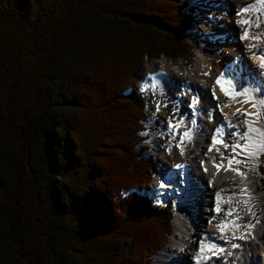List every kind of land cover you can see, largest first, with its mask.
Segmentation results:
<instances>
[{
    "label": "trees",
    "instance_id": "1",
    "mask_svg": "<svg viewBox=\"0 0 264 264\" xmlns=\"http://www.w3.org/2000/svg\"><path fill=\"white\" fill-rule=\"evenodd\" d=\"M194 15L185 0H0V264H152L174 211L149 194L138 76L191 55Z\"/></svg>",
    "mask_w": 264,
    "mask_h": 264
},
{
    "label": "bare ground",
    "instance_id": "2",
    "mask_svg": "<svg viewBox=\"0 0 264 264\" xmlns=\"http://www.w3.org/2000/svg\"><path fill=\"white\" fill-rule=\"evenodd\" d=\"M189 1L190 3L200 5L201 8L206 10L204 15H206L208 20H205L201 28L206 37L209 39V43H205L206 46L204 50L207 53V58H209V60L207 61L205 59V61L204 58H202V55H199L198 63L194 67V70L180 73L177 71L179 69V64H175V61L173 63H168L164 58L161 59L159 63H157L158 65H155L152 68L148 67V69H146L145 73L142 75V79L148 81L147 86L150 85V77L156 76V83H158V87L164 90L170 88L171 86L178 88L177 85H181L182 88H179V90L188 93L190 88L194 86L197 89L196 92H194V96L200 97V94L204 95V98L200 100L195 113L192 114L193 118L196 120L194 131L197 135V137L194 136L193 143H191L193 148L191 150H187L186 148L185 156H181L178 150L175 149V151H173L175 152L174 156L172 155L174 153H171L167 154L164 157L165 159H161V163H164L163 168H165L162 170V175L164 178H160L162 181L159 179L160 183L158 185L159 188L156 189L157 192L164 189L160 187L162 182L166 183L167 187L165 188L170 189L168 186L175 182L178 175H182L187 178L186 175L191 174V180L194 181L195 188H192L190 193L187 192L188 194L184 189V195L181 197V200H183L180 210L184 212L183 214H189V218L185 222L175 218L174 221L177 223L174 225L175 228H177V232L173 237V242L170 246H167L158 252L159 256L156 264H170V262L172 264H196L198 242L202 237H212L213 242L216 244L221 241L217 239L220 233L217 231L215 225L224 218V213L221 212L219 216H216L214 213L213 207L215 203V193L222 188L229 190L236 188L238 190L241 185V181L238 176H234L232 172H225L223 170H221L219 175L215 176V181L211 186H209L208 183L213 179V174L216 172V169L212 166L210 161L213 156L217 155L215 152L208 153V148L211 144V138L214 134V129H216L224 121V115L219 111V109L215 108L214 102L217 104V101L212 99L211 95L216 78L220 76L222 71L228 69L231 65V74L239 79L242 85L251 88L264 89V71H262L260 68L261 61L257 56H254L249 51L250 47L252 48L253 52L256 49L264 50V43H257L254 40H241V42H237L238 32L241 36L242 32L246 30V26L238 24L237 21L240 19L249 18V14H242L238 17L236 12L238 13L244 6L252 4L253 0ZM235 8H237L236 11ZM233 12H235L234 15L232 14ZM226 13L228 21L221 20L219 15H225ZM250 18L255 20V14H252ZM218 19L220 21H218ZM233 19L238 31L233 28H231V30L228 29L229 31H227L226 28L222 26L221 21H225L227 25L230 26L231 23L233 25ZM263 27L264 16L261 17V25L259 29L256 27H252L250 29L251 35L254 37L264 35V31L261 32L264 30ZM213 40L219 44L217 46L210 44V42ZM233 44H235L234 47ZM221 50L224 51L226 55H221ZM220 55L228 56V58L224 61H220ZM231 55H234L232 61L229 60ZM237 56H240V59L234 62V59H236ZM239 62L241 64H238ZM206 72H209L210 75H203V73ZM188 95L190 97L191 93ZM216 95L220 98V103L228 102L220 93L219 87H216ZM261 95H264V92H262ZM204 99L207 101H204ZM240 106L241 105L239 104H234L230 108H225L223 112L234 120H242L243 117H232V113L237 107ZM244 107H248V105H244ZM213 108H215L214 112ZM205 110L207 111L201 115V111L203 112ZM212 116L214 117L213 122H211ZM186 121L185 123L187 124L188 121ZM206 124H211L214 127H208ZM165 127L167 128V124ZM166 128L164 130H166ZM184 130L185 128L180 129L181 132ZM221 150L223 151V149ZM206 153L207 156L205 155ZM201 160L206 161L205 166L208 169L207 173H205L201 167ZM178 164H183L186 167L177 168L176 165ZM185 178L183 180L188 184L189 180L187 181ZM233 180L235 181V184L232 183ZM247 183L248 187L253 192L256 184L253 181H250L249 178ZM223 195L224 199L226 200L228 194L224 193ZM204 196L207 198L203 199ZM222 206L225 209L229 207V205L223 203V201ZM232 206H235V202H233ZM194 210L197 214L193 217L192 212ZM214 216L215 219H213ZM259 219L261 223L255 228V239L249 238L246 241H233L234 243H239L241 245L239 248L243 249L244 251L241 257L246 258L247 260L256 259L257 262L264 259V212L262 213V216L259 217ZM199 220L201 222L198 224L197 221ZM244 220L249 221L251 220V217L244 216ZM209 221H212V223L210 224ZM228 250L229 254H231V251L234 250L230 244L228 246ZM192 254L193 256L190 258ZM171 259L173 260L171 261ZM221 260L222 259L220 258L213 259L209 261L208 264H222ZM223 260L224 264H239L238 260L231 262L228 259V255L223 258Z\"/></svg>",
    "mask_w": 264,
    "mask_h": 264
},
{
    "label": "snow or ice",
    "instance_id": "3",
    "mask_svg": "<svg viewBox=\"0 0 264 264\" xmlns=\"http://www.w3.org/2000/svg\"><path fill=\"white\" fill-rule=\"evenodd\" d=\"M242 14H249V18L237 21L238 24L246 26V30L242 32L240 39L264 43V35L254 37L250 32L252 27L260 28L261 17L264 16V0H253L252 4L244 6L237 13V15ZM252 14H255V20L250 18ZM249 51L260 59V68L264 71V50L253 52L250 47ZM231 71L232 66L230 65L228 69L222 71L220 76L216 78L212 88V99L217 101L215 108L219 109L224 115V121L214 129L211 144L208 148V153H217L210 161L216 172L213 174V179L208 183L211 186L215 181V176L219 175L221 170L232 172L234 176L240 178L241 185L238 190L236 188L231 190L222 188L215 193L213 207L216 216H219L221 212L224 213V218L215 225L220 233L217 239L222 240L225 244H230L233 249H236L241 247V245L233 241L255 239V228L261 223L258 211L261 210V205L264 202L252 192L247 182L249 174H254L258 178L264 179V173L260 172V168L264 167V159H262L264 157V95H261L264 89L242 85L240 80L231 74ZM203 75L208 76L210 73L206 72ZM156 80V76L150 77V85L144 90L152 91L153 95L158 94L156 91L158 88ZM216 87H219L220 93L228 101L227 103L219 102L220 98L216 95ZM200 100L199 96H194L190 102L189 107L194 113ZM234 104L241 106L235 109L232 117H243L242 120H234L224 114L223 110L232 107ZM244 105H248V107H244ZM162 107L167 108V103L158 101L155 113H159ZM177 113L178 108H173L172 115L167 121L165 134L170 139L166 151L171 154L174 146L179 154L184 156L187 146L193 143L196 135L194 131L196 120L193 118L190 122L191 126H189L183 118L174 120ZM181 128H185V130L181 132ZM141 135H147V133H141ZM173 141H175L174 145ZM205 155L207 156V153ZM200 164L204 172L207 173L206 161L201 160ZM176 167L184 168L186 166L178 164ZM232 183L235 184V181L233 180ZM160 187L165 188L167 185L162 182ZM224 193L228 194L226 200L224 199ZM222 201L229 205L227 209L222 206ZM233 202H235L234 207L232 206ZM241 206L243 207L241 208ZM242 211L244 215L250 216L251 220L245 221L244 216L241 215ZM213 219H215V216ZM209 223L211 224L212 221H209ZM225 251L224 247L213 242L212 237L204 236L198 242L196 264H208L213 259H219V255Z\"/></svg>",
    "mask_w": 264,
    "mask_h": 264
},
{
    "label": "rangeland",
    "instance_id": "4",
    "mask_svg": "<svg viewBox=\"0 0 264 264\" xmlns=\"http://www.w3.org/2000/svg\"><path fill=\"white\" fill-rule=\"evenodd\" d=\"M237 8H235L236 11ZM229 10V9H228ZM232 10V9H230ZM189 11L194 13L196 19H195V24L193 26V28L188 32L187 37L189 42H191L192 46H193V50L191 52L190 56H187L184 59H178V60H172L166 56H162L157 60H146L143 63V67L141 68V72L138 76V86L137 89L139 91H141L146 98H148V112H149V120H148V134L150 135V140H149V144L151 146V151L150 152V158L152 159L153 162V183H152V190L149 193L151 198H153L157 204H167L169 206H171V208L174 211V215H176L182 204V200H181V195H184V189L189 191L190 189L192 190V188H195V183L194 181L191 180L190 175H186L187 178H185L182 175H178L177 179L175 180V182L171 183L168 187H170V189L164 188L162 190H160L159 192L156 191L157 188H159V183L160 180L164 178V176L162 175V170H164L165 168H163L164 163H161V159H165L164 157L169 154L166 151V148L169 146V139L170 137L165 134V126L167 124V121L169 119V117L172 115L173 112V108H178V113L177 115L174 117L175 119H180L183 118L185 121L187 120L188 123L187 125L191 126V119H193L192 114L194 113L193 110L189 107L190 102L192 100V98L194 97V92H196V87H192L190 88V90L187 92H183L181 90H179V88H182L181 85H177L178 88L171 86L170 88H167L166 90L158 87L156 89L157 93L156 95H153L152 91H148V90H144L147 85H148V81L145 79H142V75L145 73L146 69H148V67H154L155 65H158L157 63L160 62L161 59H166V61L168 63H174L175 64H179V69L177 71H179L180 73L182 72H188V71H192L194 70V67L197 65L198 63V58L199 55H202V58H204V60L206 59L207 61L209 60V58H207V53L204 51L205 50V43H209V39L208 37H206V35L204 34L203 30H202V24L205 22V20H208L206 18V15H204L205 13V9L201 8L200 5H196V4H189ZM235 12H233L232 14L234 15ZM237 15V12H236ZM239 17V15H237ZM219 18H221V20H227V13L225 15H219ZM218 21H220L218 19ZM225 21H221L222 26L224 28H226L227 31L231 30V28L237 30V27L235 26L234 23V19H233V25L232 23L230 24V26L227 25V23ZM222 28V27H221ZM264 28V27H263ZM223 29V28H222ZM229 29V30H228ZM264 30H262L261 32H263ZM240 33L238 32V39L237 42H241L240 39ZM210 44H212L213 46H217L219 43H217L216 41H211ZM235 46V44H233V47ZM243 48V46H242ZM245 50V48H244ZM222 51V50H221ZM220 54L221 55H226L224 51H222ZM219 57L220 61H224L228 58V56H221ZM234 55H231L229 57V60L232 61ZM240 59V56H237L236 59H234L235 61H238ZM205 60V61H206ZM238 64H241L240 62ZM253 64V63H252ZM153 65V66H152ZM144 71V72H143ZM199 89V88H198ZM200 90V89H199ZM162 93V94H160ZM189 93H191L190 97H189ZM201 96V100L204 98L203 94H200ZM203 95V96H202ZM166 102L168 107L167 108H161V111L159 113H155V107H156V103L157 102ZM204 101H207L206 99H204ZM209 105V104H206ZM214 105H216V103L214 102ZM205 111H201V115H203ZM215 111V108H213V112ZM214 117L212 116V120L211 122H213ZM186 121V122H187ZM205 123V122H204ZM206 126H213L211 124H206ZM214 127V126H213ZM209 129V128H208ZM201 130V129H200ZM202 134V131H201ZM199 136V135H198ZM195 137H197V135H195ZM178 139V138H177ZM175 144V141H173V145ZM193 148V145L189 144L187 146V150H191ZM175 147L173 146L172 148V152L174 153L172 154L173 156L175 155ZM185 156V155H184ZM173 164V163H172ZM196 169V168H195ZM193 173H194V168H193ZM196 173V170H195ZM161 178V179H160ZM186 179L188 181V184L186 183V181H184L183 179ZM250 181H253L256 185L255 189L253 190V193L257 196H259L260 200L262 202H264V192L261 191L260 186H259V182H258V177L254 174H249ZM160 179V180H159ZM162 181V180H161ZM203 190V189H202ZM186 191V193H187ZM188 194V193H187ZM207 197H203V199H205ZM243 206H241L242 208ZM264 212V204L261 205V210L258 211V217L262 216V213ZM243 216H248V215H244L243 211L242 214ZM174 224H176V221H173ZM199 222H201L200 220L197 221V223L199 224ZM172 223V231H171V236L169 237L168 242L166 243V246H170L171 243L173 242V237L175 236L174 231H175V226ZM153 256L151 257L152 260V264H156L157 263V259L159 256V253H153ZM193 254L191 255L190 258H192Z\"/></svg>",
    "mask_w": 264,
    "mask_h": 264
}]
</instances>
